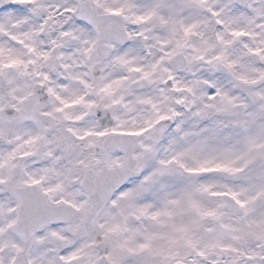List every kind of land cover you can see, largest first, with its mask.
<instances>
[{
    "label": "snow or ice",
    "instance_id": "snow-or-ice-1",
    "mask_svg": "<svg viewBox=\"0 0 264 264\" xmlns=\"http://www.w3.org/2000/svg\"><path fill=\"white\" fill-rule=\"evenodd\" d=\"M0 264H264V0H0Z\"/></svg>",
    "mask_w": 264,
    "mask_h": 264
}]
</instances>
